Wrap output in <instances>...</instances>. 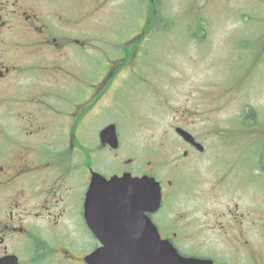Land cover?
<instances>
[{"label": "rangeland", "instance_id": "rangeland-1", "mask_svg": "<svg viewBox=\"0 0 264 264\" xmlns=\"http://www.w3.org/2000/svg\"><path fill=\"white\" fill-rule=\"evenodd\" d=\"M63 1L57 10L65 15L59 16L87 43L81 54L87 77L100 80L105 60L119 56L122 44L137 49L134 63L115 73L97 105L88 137L96 143L101 128L114 122L123 136L122 156L140 154L158 180H179L168 186L173 194L157 218L199 225L246 218L264 226V169L260 164L251 171L252 156L264 154V0ZM27 4L40 15L48 7L46 1ZM235 37L243 38L236 41L244 43L240 50ZM176 127L188 130L204 151L190 148ZM5 132L14 139V130L0 137ZM12 149L10 142L0 155ZM96 166L102 172L117 167L106 151ZM191 229L202 235L196 242H216L212 246L220 249L227 244L205 227Z\"/></svg>", "mask_w": 264, "mask_h": 264}, {"label": "flooded vegetation", "instance_id": "flooded-vegetation-1", "mask_svg": "<svg viewBox=\"0 0 264 264\" xmlns=\"http://www.w3.org/2000/svg\"><path fill=\"white\" fill-rule=\"evenodd\" d=\"M45 1L47 10L41 6L46 12L40 15L27 0H0V131L14 130V139L8 132L0 137V152L10 142L13 145L11 155H0V264H114L115 255L124 252L130 258L117 257L118 263L146 264L138 258L145 245L135 243L148 238L143 220L94 219L90 223L86 216L93 173L110 179L125 173L152 175L155 170L147 169L140 154H120L123 136L114 122L101 128L96 143L88 137L100 113L97 105L115 73L134 63L137 49L122 44L119 56L105 60L107 70L100 80L87 77L81 55L87 43L70 33L73 27L59 16L65 13L57 10L66 1L39 3ZM74 9L71 5L70 11ZM234 39V46L243 48L244 43H239L243 38ZM140 58L143 61L142 53ZM84 92L88 96L80 102ZM110 125L116 130L113 144L101 139V132ZM182 140L195 149L194 143ZM102 151L109 153L115 169H98L97 156ZM188 154L185 149L183 156ZM260 164L264 169V154L252 156L251 171H259ZM160 183L162 205L150 216L161 240L185 257L212 264H264L257 243L264 226L258 220L215 219L199 225L158 219L172 190L168 186H176L179 180ZM94 223L102 227L95 229ZM201 226L224 238L223 249L212 246L216 242L194 241L202 235L191 227Z\"/></svg>", "mask_w": 264, "mask_h": 264}, {"label": "water", "instance_id": "water-1", "mask_svg": "<svg viewBox=\"0 0 264 264\" xmlns=\"http://www.w3.org/2000/svg\"><path fill=\"white\" fill-rule=\"evenodd\" d=\"M176 130L186 141L194 143L200 150H203L202 145L196 143L189 132L180 127ZM101 139L104 143L113 144L116 140L115 126L106 127L101 132ZM161 201V185L155 177L149 175L133 177L131 173H125L122 177L114 175L107 179L102 174L95 172L88 191L86 216L90 223H93L94 219L143 220L148 238L146 241L135 243L145 245L142 248L145 252L138 258L143 259L146 264H212L210 260L185 257L170 242L160 239L149 213L156 212L160 208ZM94 227L96 229L102 226L94 223ZM127 244L133 245L132 243ZM120 255H115L116 262L114 264H125L124 261L118 263L117 257L124 258L127 253L124 252ZM125 258L129 259L130 257Z\"/></svg>", "mask_w": 264, "mask_h": 264}]
</instances>
